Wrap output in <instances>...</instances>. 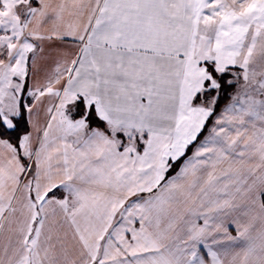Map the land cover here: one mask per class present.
<instances>
[{
  "label": "snow or ice",
  "instance_id": "6c2138e0",
  "mask_svg": "<svg viewBox=\"0 0 264 264\" xmlns=\"http://www.w3.org/2000/svg\"><path fill=\"white\" fill-rule=\"evenodd\" d=\"M0 264H264V0H0Z\"/></svg>",
  "mask_w": 264,
  "mask_h": 264
}]
</instances>
